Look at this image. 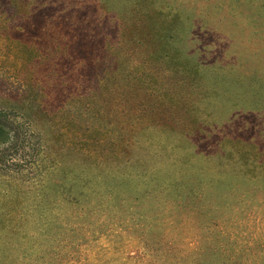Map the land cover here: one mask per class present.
<instances>
[{
    "label": "rangeland",
    "instance_id": "obj_1",
    "mask_svg": "<svg viewBox=\"0 0 264 264\" xmlns=\"http://www.w3.org/2000/svg\"><path fill=\"white\" fill-rule=\"evenodd\" d=\"M172 20L173 54L198 70L187 89L179 74L149 64L146 40L138 42L152 22ZM151 84L175 106L161 110ZM86 97L97 103L92 116L113 135L121 129L140 156L138 147L163 149L162 160L137 168L160 182L154 195L91 216L68 253L26 243L31 263L264 264V160L240 153L264 155V0H0V121L28 142L0 153L1 196L33 199L29 189L42 184V128L30 133L26 123H48ZM151 120L163 123L166 142ZM172 179L219 195L217 208L203 215L197 201L172 204Z\"/></svg>",
    "mask_w": 264,
    "mask_h": 264
},
{
    "label": "trees",
    "instance_id": "obj_2",
    "mask_svg": "<svg viewBox=\"0 0 264 264\" xmlns=\"http://www.w3.org/2000/svg\"><path fill=\"white\" fill-rule=\"evenodd\" d=\"M174 23V20L160 21L159 24L152 22L147 36L138 34V42L141 43L142 38L146 40L149 64H163L165 71L179 74V87L187 89L190 86L186 87L185 84L196 81L198 70L196 66L190 67L192 64L186 59L181 61L177 54H173L171 40L174 37V41L177 36L171 33ZM152 75L153 73L151 80ZM138 81L142 83L143 79ZM161 89L156 86L150 89L151 95L155 93V103L158 107L165 110L171 102H174L175 106V97L167 94L170 100L168 102L163 96L165 92L160 91ZM162 98L163 102L160 101ZM182 98L183 96L179 99ZM179 104L181 103H177L176 107ZM73 106L74 110L71 111ZM96 107L97 103L93 102V98L86 97L73 101L70 107L60 111L56 115L57 118L54 117L48 123L36 117L32 123L31 120L26 123L30 133L34 132L32 126L37 127L39 124L42 128L37 132L40 135L41 151L39 160L36 161L42 184L29 189L34 192L33 199L30 196L29 199H24L20 195H0V264H21V261L25 264H37L31 263L29 255L21 251L26 243H31L29 247H33L34 252L47 251L49 254L65 250L68 253L74 244L85 240V236L79 237L78 233L90 229L91 216L104 210L118 212L116 201H128L124 203L128 205L135 200L134 195H154L157 190L155 185H158L160 180L153 173L147 174V167L141 171H137V168L143 167L150 159L155 162L162 160L163 149L151 151L149 146L138 147L140 156L134 142L125 139L121 129L116 127V133L113 135V131L103 123L98 113L92 116ZM137 120L140 121L141 118ZM148 126L157 128L159 133H166L165 126L158 121L151 120ZM4 138L5 142L1 143ZM163 140H168L167 134ZM17 142L21 146L28 144L21 141L19 132L11 125L0 121V145L4 146L0 153ZM240 153L245 160H264V155L256 149ZM68 158L74 163H66ZM20 160L23 163V160ZM133 173L142 179L134 180ZM250 177L254 178L253 175ZM171 181L173 187H168L167 195L172 199H169L172 204L197 201L198 206L193 208L203 215L217 208L219 195H207L194 181ZM150 183H153V186H150ZM139 187L144 191L137 190ZM24 206L26 210H23ZM41 264H45V261Z\"/></svg>",
    "mask_w": 264,
    "mask_h": 264
}]
</instances>
